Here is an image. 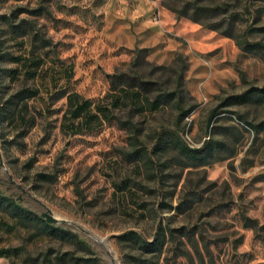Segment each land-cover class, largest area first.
<instances>
[{"label":"rangeland","instance_id":"374dc122","mask_svg":"<svg viewBox=\"0 0 264 264\" xmlns=\"http://www.w3.org/2000/svg\"><path fill=\"white\" fill-rule=\"evenodd\" d=\"M249 2L256 50L165 0H0V150L16 181L0 167V196L40 218L0 205V264H264V3ZM122 73L182 108L63 129L69 93L111 103ZM206 141L199 159L181 152ZM160 223L158 254L122 238L152 241Z\"/></svg>","mask_w":264,"mask_h":264},{"label":"trees","instance_id":"16d2710c","mask_svg":"<svg viewBox=\"0 0 264 264\" xmlns=\"http://www.w3.org/2000/svg\"><path fill=\"white\" fill-rule=\"evenodd\" d=\"M264 3V0H260ZM167 7L176 12L177 18L188 17L193 21L199 22L205 27L218 29L226 36L235 38L237 44L244 49L256 50L261 46L259 42H253L248 38V32L251 29L250 18L253 15L249 0H165ZM245 25V26H244ZM36 73L33 72V75ZM127 77L128 82L125 85H119L118 82ZM112 89H118L117 93L113 95L114 99L111 103L100 104L93 103L90 99H85L77 92H72L67 95L68 108L63 116V129L68 133H82L85 130L90 131L98 128L104 122H108L113 118L112 109L121 106L133 107L135 113H143L147 111H157L165 104L171 102L178 108L181 106V97L176 91L164 90L162 87L153 89L155 83L145 82L147 87L143 91L142 83L138 81L136 77H130L126 74H113ZM153 87V88H152ZM158 90L159 93L150 96V93ZM257 89H251L245 94L238 97V100L246 101L247 97ZM28 89L24 88L22 93H25ZM29 97L34 96L36 93L30 91ZM264 93V89L261 90ZM127 98L131 101L128 104L125 102ZM234 99V98H232ZM230 99V100H232ZM210 141H206L200 148L191 149L186 145H181V152L190 159H199L198 152L204 150ZM46 180L52 178L49 175H42ZM6 202L7 210H13V214L16 217H22L25 219L37 218L40 219L33 212L20 207L11 199L0 196V205ZM43 218V217H42ZM41 219L46 224V220ZM48 223V222H47ZM164 224L160 223L158 233L154 240L149 241L141 237L136 232H129L122 236L123 239L132 241L134 244L142 250L143 253L158 254L162 251L166 239ZM172 232V231H171Z\"/></svg>","mask_w":264,"mask_h":264},{"label":"water","instance_id":"95a60500","mask_svg":"<svg viewBox=\"0 0 264 264\" xmlns=\"http://www.w3.org/2000/svg\"><path fill=\"white\" fill-rule=\"evenodd\" d=\"M0 167H5L9 177H10V180L12 183H16V181L14 180L13 176L9 173L8 169L6 168L5 166V163H4V160H3V157H2V153H1V150H0ZM19 187H21L20 185H18ZM41 216L50 224H58L61 222L60 219L56 218L52 211L48 208H46V211H44Z\"/></svg>","mask_w":264,"mask_h":264}]
</instances>
